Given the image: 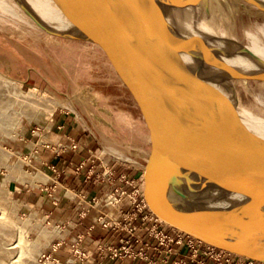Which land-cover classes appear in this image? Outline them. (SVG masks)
<instances>
[{
  "label": "water",
  "instance_id": "obj_1",
  "mask_svg": "<svg viewBox=\"0 0 264 264\" xmlns=\"http://www.w3.org/2000/svg\"><path fill=\"white\" fill-rule=\"evenodd\" d=\"M3 1L31 27L79 47L149 132L151 148L141 175L148 209L194 239L264 263V92H258L264 73L255 77L230 61L225 36L208 29L209 16L199 9L204 0ZM37 6L47 9L49 19ZM161 55L183 68L186 90L159 89L129 71L131 63ZM174 134L213 138L224 146L244 206L248 245L221 238L164 199L155 167L161 153L172 162L166 143ZM217 213L211 212L212 219Z\"/></svg>",
  "mask_w": 264,
  "mask_h": 264
},
{
  "label": "rangeland",
  "instance_id": "obj_2",
  "mask_svg": "<svg viewBox=\"0 0 264 264\" xmlns=\"http://www.w3.org/2000/svg\"><path fill=\"white\" fill-rule=\"evenodd\" d=\"M212 1L209 0L210 12L214 14ZM234 1L236 6L223 1L217 5L213 18L216 19L218 31L224 35H234L251 54L260 56L262 52L264 55V13L258 9L252 10V5L246 0ZM203 10L205 11V7ZM4 76L21 81L22 89L31 97L34 95L30 90L37 88L36 95L48 94L64 105L57 108L51 117L37 115L31 121L22 115L21 120L14 123L5 114L6 125L0 126V145L12 151L8 158L2 156L3 160L0 162V216L4 213L9 219L7 222L0 221V233L8 225L18 229L7 246L11 252L3 260L6 264H22L20 258L28 253L35 264H52L39 256L42 252L50 254L46 247L50 246L54 238V224L43 214L38 215L27 202L12 193L14 184L22 186L27 183L34 188L38 184L26 181L24 175L15 171L14 165L21 159L28 161L23 163V167L31 177L37 176L39 172L48 176V172L34 167L33 158L29 154L18 153L13 144L22 138V133L27 128L49 124L55 115L65 112L78 117L82 123L85 122L88 131L107 148L115 162L125 164V168L131 167V164L138 167L139 174L134 176L138 179L150 153L149 132L143 128L115 86L94 69L89 57L79 47L31 27L0 0V77ZM258 92H264V82L258 86ZM18 95L15 92V96ZM117 173L118 171L113 176L115 181L129 179L127 176L122 178L121 174L124 172ZM40 184L50 193L56 189V182L52 185L44 182ZM31 217L35 223L25 226L22 233L19 227L24 226ZM44 225L52 233L51 236L41 231L40 227ZM51 257L54 258L52 255Z\"/></svg>",
  "mask_w": 264,
  "mask_h": 264
},
{
  "label": "bare ground",
  "instance_id": "obj_3",
  "mask_svg": "<svg viewBox=\"0 0 264 264\" xmlns=\"http://www.w3.org/2000/svg\"><path fill=\"white\" fill-rule=\"evenodd\" d=\"M222 1L233 3L234 6L237 5L234 0H213L214 14L210 12L209 0H204L199 6L201 11L208 14V22L212 26L208 29L212 31L214 28L219 29L213 16H215L217 5L221 4ZM246 2L252 5V10L261 11L260 9H264V0H246ZM243 5L246 7L245 3ZM204 7L205 11L203 10ZM36 8L38 13L49 19L50 13L46 8L40 6ZM219 33L221 36H225L222 43L223 47L233 55L230 59L231 62L238 67L249 70L255 77L264 73V55L262 52L260 56H255L248 49H245L241 42L233 37L234 35ZM128 68L144 84L159 89H169L173 92H182L188 88L189 83L185 78L183 68L167 56H148L131 63ZM21 85V81L6 76L0 77V126L6 125L5 114H8L10 119L17 123L21 120L22 115L30 121L35 119L37 115L51 117L57 108L64 106L62 102L50 98L48 94L36 95L37 88L30 90V93L34 95L31 97L27 91L22 89ZM15 92H18L19 95L15 96ZM7 123L8 127L9 122ZM11 130L13 131V129ZM166 145L172 162L167 160L164 153H161L158 158V165L155 167V178L160 192L169 206L192 219H198L209 230L218 233L223 239L229 240L231 238L229 236H232L236 240L240 239L239 241H242L244 246L248 245L250 231L244 218V206H242L241 194L230 169V161L224 146L213 138H187L181 134L172 135ZM11 155L12 151L0 145V162L3 160L2 156L9 157ZM24 162L28 161L21 159L14 167L16 172L24 175L26 181L38 184L48 181V176L44 172H39L35 177L27 175L23 167ZM206 209L209 213L204 216ZM213 210L218 211V218L212 219L211 212ZM209 218L212 220L208 221ZM8 220L6 214L1 213L0 221L7 222ZM32 223H35L33 217L24 226H20L22 233L24 227L30 226ZM40 228L43 233L52 235L45 225ZM17 232L18 229L10 225L1 231L0 264H6L3 257L11 252L7 246ZM225 232L228 235L223 234ZM20 259L22 264L36 263L28 253H25Z\"/></svg>",
  "mask_w": 264,
  "mask_h": 264
},
{
  "label": "crops",
  "instance_id": "obj_4",
  "mask_svg": "<svg viewBox=\"0 0 264 264\" xmlns=\"http://www.w3.org/2000/svg\"><path fill=\"white\" fill-rule=\"evenodd\" d=\"M62 113L55 115L49 124H37L40 130H36L37 127L27 128L13 147L18 153L29 154L33 158L34 167L48 172L51 177L45 182L46 185L60 182L63 186L56 187L55 191L50 193L41 187L42 184H37L36 188L27 183L22 186L14 184L12 193L27 202L38 215L43 214L54 224L56 231L53 240H60L62 245L57 252L50 251V246L46 248L55 259L62 262L72 259V264H147L138 258L134 260L128 257H103L99 247L104 244L119 247L127 233L120 229L94 225L103 211L110 212L112 216L118 215L117 211L109 210L104 199L107 193L118 186L132 190V181L137 180L134 176L139 174V168L133 164L125 168V164L121 163L117 171L124 172L129 179H117L101 184L98 176L104 165L111 164L116 167L114 157L100 144L97 137L88 131L85 122L82 123L73 115ZM45 141L50 144L75 141L80 149L72 160H68L66 156L53 154L45 147ZM66 189L72 191L71 194L66 193ZM78 243L82 245L83 251L89 252L87 259L74 254L72 245Z\"/></svg>",
  "mask_w": 264,
  "mask_h": 264
},
{
  "label": "built area",
  "instance_id": "obj_5",
  "mask_svg": "<svg viewBox=\"0 0 264 264\" xmlns=\"http://www.w3.org/2000/svg\"><path fill=\"white\" fill-rule=\"evenodd\" d=\"M37 127V126H36ZM36 130H40L37 127ZM45 147L50 149L53 154L66 156L72 160L74 155L79 151V145L75 141L68 143H53L47 141ZM116 167L110 164L104 165L98 179L102 184L113 182L117 168L121 163L115 162ZM122 178H125V174ZM113 180V181H111ZM133 189L128 191L123 186H118L109 193L104 199V203L111 211H117V216H112L110 212H102L94 225L105 228H114L127 233L122 239L123 244L119 247L104 244L99 247L100 254L114 258H125L136 260V258L145 261L147 264H264L241 257L232 253L212 247L199 239H194L185 232L165 224L159 219L151 209H148L144 194H142V178L133 180ZM63 186L62 183L56 182V187ZM72 191L66 189V193ZM128 207V209H124ZM92 225V227H94ZM62 245L60 240H51L50 251L57 252ZM75 255L87 259L89 252L82 250V245H72ZM39 258L49 260L52 264H72L73 260L62 262L54 259L50 254L42 252Z\"/></svg>",
  "mask_w": 264,
  "mask_h": 264
}]
</instances>
